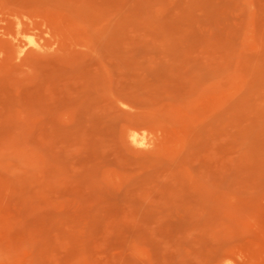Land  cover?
Masks as SVG:
<instances>
[{
    "label": "rangeland",
    "instance_id": "obj_1",
    "mask_svg": "<svg viewBox=\"0 0 264 264\" xmlns=\"http://www.w3.org/2000/svg\"><path fill=\"white\" fill-rule=\"evenodd\" d=\"M0 264H264V0H0Z\"/></svg>",
    "mask_w": 264,
    "mask_h": 264
}]
</instances>
